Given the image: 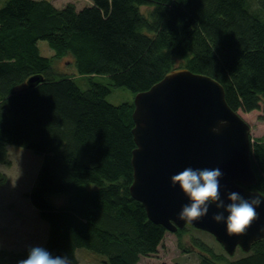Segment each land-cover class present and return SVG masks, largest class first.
<instances>
[{"label":"trees","instance_id":"obj_1","mask_svg":"<svg viewBox=\"0 0 264 264\" xmlns=\"http://www.w3.org/2000/svg\"><path fill=\"white\" fill-rule=\"evenodd\" d=\"M39 40L53 55L41 52ZM178 67L217 79L234 110L259 109L264 0H90L84 7L0 0V186L10 145L42 156L27 192L45 225L39 246L70 264H80L83 248L110 264H137L158 252L168 229L130 192L134 101L108 97L114 87L147 90ZM35 74L43 79L29 85ZM76 78L89 79L86 88ZM250 156L257 176L250 188L264 194V136L252 140ZM192 245L197 264H264V237L248 252L238 247L239 256L196 238ZM30 247L0 248V264H18Z\"/></svg>","mask_w":264,"mask_h":264},{"label":"water","instance_id":"obj_2","mask_svg":"<svg viewBox=\"0 0 264 264\" xmlns=\"http://www.w3.org/2000/svg\"><path fill=\"white\" fill-rule=\"evenodd\" d=\"M42 79L41 74H35L28 84ZM133 101L136 147L132 153V197L144 205L153 222L170 231L192 225L212 233L230 255L238 247L248 252L264 237V203L256 207L257 218L245 232L229 235L226 223L216 222L213 214L223 212L226 218L230 213L215 204L206 216L191 223L180 220L182 206L190 201L170 180L189 166L219 168L225 205L231 203L229 192H238L245 199L264 195L250 188L257 183L250 156L251 126L228 104L223 85L210 75L178 67L149 89L136 93ZM221 120L227 123L221 125ZM214 127L220 131L213 132Z\"/></svg>","mask_w":264,"mask_h":264},{"label":"rangeland","instance_id":"obj_3","mask_svg":"<svg viewBox=\"0 0 264 264\" xmlns=\"http://www.w3.org/2000/svg\"><path fill=\"white\" fill-rule=\"evenodd\" d=\"M53 2L61 7L68 2H74L78 7H84L88 5L90 0H53ZM38 44L43 54L53 55V50L45 40H39ZM56 63L62 70L76 74L75 67L70 66V61L67 58H58ZM93 79L108 81L107 78H101L100 75ZM76 80L80 83V79L76 78ZM88 81L89 79H87V85ZM87 85L80 83L83 88H86ZM134 96V93L128 88L114 87L108 98L111 102L118 104L124 101H133ZM239 113L251 126L252 140L264 136V100L259 109L250 112L240 110ZM9 156L12 164L3 167L8 180L0 186V248L22 249L27 245L39 246L42 243L40 239L45 230V225L38 217V210L31 203L27 192L34 183L42 156L29 148L18 145H10ZM190 226L192 225L184 227L187 232L181 236L175 233L176 231L168 230L158 252L151 256L142 257L137 264H160L162 262L167 264L174 262L197 264L199 250L192 245V238L203 240L218 251H226L212 233L209 232L212 235L203 234V232L194 230ZM187 248L190 251H186ZM234 254L235 256L240 255L238 248ZM79 260L80 264H110L105 255L87 248L80 250Z\"/></svg>","mask_w":264,"mask_h":264},{"label":"clouds","instance_id":"obj_4","mask_svg":"<svg viewBox=\"0 0 264 264\" xmlns=\"http://www.w3.org/2000/svg\"><path fill=\"white\" fill-rule=\"evenodd\" d=\"M226 120H221L220 124H226ZM213 132H219V127H214ZM223 173L219 168H193L186 167L182 171L170 177L171 186L179 185L183 193L188 197L189 203L182 206L178 216L180 220L191 223L209 213L210 205L215 204L217 209H225L230 213L226 218L223 212L213 214L216 222H225L227 233L240 234L251 225L257 218L256 207L264 203L261 197L255 195L245 199L238 192H229L227 195L231 203L225 205L220 194V181ZM18 264H70L66 256H53L50 251L42 246L30 247L27 258L18 261Z\"/></svg>","mask_w":264,"mask_h":264}]
</instances>
